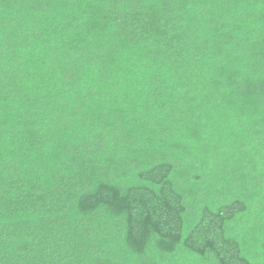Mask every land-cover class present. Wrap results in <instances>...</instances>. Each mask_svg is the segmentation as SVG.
Returning <instances> with one entry per match:
<instances>
[{"label":"trees","instance_id":"1","mask_svg":"<svg viewBox=\"0 0 264 264\" xmlns=\"http://www.w3.org/2000/svg\"><path fill=\"white\" fill-rule=\"evenodd\" d=\"M0 264H264V0H0Z\"/></svg>","mask_w":264,"mask_h":264}]
</instances>
